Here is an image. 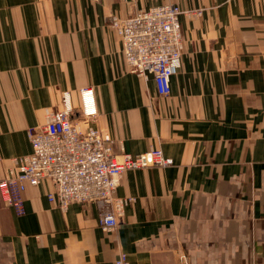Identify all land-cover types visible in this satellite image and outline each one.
Returning a JSON list of instances; mask_svg holds the SVG:
<instances>
[{
	"label": "crops",
	"instance_id": "0c3cea01",
	"mask_svg": "<svg viewBox=\"0 0 264 264\" xmlns=\"http://www.w3.org/2000/svg\"><path fill=\"white\" fill-rule=\"evenodd\" d=\"M163 3L185 11L164 94L127 69L112 24ZM86 87L115 152L173 164L122 173L132 199L110 231L101 203L50 201L49 179L25 183L22 214L0 187V264H264V0H0V179L62 92L80 110Z\"/></svg>",
	"mask_w": 264,
	"mask_h": 264
},
{
	"label": "built area",
	"instance_id": "2783aa9c",
	"mask_svg": "<svg viewBox=\"0 0 264 264\" xmlns=\"http://www.w3.org/2000/svg\"><path fill=\"white\" fill-rule=\"evenodd\" d=\"M184 12L177 4L163 3L128 17H113L127 69L138 75L152 74L162 94L170 90V77L182 64L185 38L180 16ZM80 93V110L72 104L70 91L64 90L61 106L47 109L44 125L28 130L32 150L15 159L16 175L0 179V187L6 203L22 214L25 183L38 185L49 179L54 183L48 193L50 201L62 208L71 202H99L104 207L100 224L110 231L117 224V213L132 199L116 195L122 173L168 166L173 159L160 148L115 152L112 137L91 123L97 115L92 87L82 88ZM128 263L125 254L115 260V264Z\"/></svg>",
	"mask_w": 264,
	"mask_h": 264
}]
</instances>
